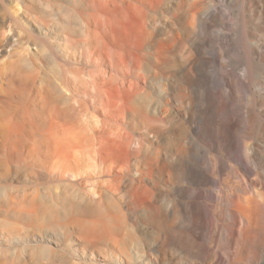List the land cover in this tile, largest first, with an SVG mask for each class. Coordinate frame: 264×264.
I'll return each mask as SVG.
<instances>
[{
    "label": "bare ground",
    "instance_id": "bare-ground-1",
    "mask_svg": "<svg viewBox=\"0 0 264 264\" xmlns=\"http://www.w3.org/2000/svg\"><path fill=\"white\" fill-rule=\"evenodd\" d=\"M21 1L46 61L74 67L35 93L39 58L0 42V169L32 185L6 189L15 264L75 263L54 247L75 264H264V0Z\"/></svg>",
    "mask_w": 264,
    "mask_h": 264
},
{
    "label": "rangeland",
    "instance_id": "rangeland-1",
    "mask_svg": "<svg viewBox=\"0 0 264 264\" xmlns=\"http://www.w3.org/2000/svg\"><path fill=\"white\" fill-rule=\"evenodd\" d=\"M9 2V3H8ZM15 2L17 3V5L15 4ZM15 2H13V4H15V5H13L12 4V6H11V3H10V1L9 0H0V29H1V31H3L4 32V36H0V42H2V40L4 41V39L6 40V39H8V38H10L12 35L13 36H15L14 38H16L15 40H16V45H15V43H14V47H13V49L14 50H16L19 54H20V56L22 57L24 54H27V56H29L30 55V53H31V56H33L32 54L34 53V55L37 57V58H41V60H39V59H37V61H38V67H36V72L37 71H39L38 73H36L35 71H34V74L35 75H38V74H40L39 76H36L37 78L39 77V79H37L36 78V80H35V85H34V88H33V90H34V92L36 93V92H39V90L42 88V86H41V84H43V88L44 87H46L47 85H49L50 83V86H53L52 85V83L54 84V86H61V83L65 80L64 79V77H66L68 74L67 73H69V71H70V73H69V75L66 77V78H71L72 76V72H71V70L73 69V67L74 66H71V65H69V64H65V62H64V60L62 61V63L61 64H63V65H61V68L63 69V80L60 78L61 76V74H62V71H61V69H56V66H53V64H51L52 62L51 61H49V62H47L48 61V58H49V56H51L50 55V52L48 51V55H46V49L44 48V42H45V40H41L40 41V38H39V36H38V32L36 31V29H35V27L34 26H36V24H34L33 22H31V23H29L28 24V22L27 23H25L26 21H24V18L22 17V14H23V9H24V7L26 6V5H29V3L28 2H26V1H18V0H16ZM23 2V3H22ZM22 3V4H21ZM24 3H25V5H24ZM52 4V5H51ZM20 7H19V6ZM24 5V6H23ZM50 7L51 6H55V2H52V3H50V5H49ZM22 7H23V9H22ZM9 8L11 9V11L15 14V16H16V19L14 20V19H11V18H9V15H8V13H9ZM21 11V12H20ZM23 18V19H22ZM12 21V22H11ZM34 26H33V25ZM10 25H11V27H12V29H11V27H10ZM5 27V28H4ZM17 27V28H16ZM13 29H14V31H13ZM12 30V34L10 33V31ZM25 30V31H24ZM8 31V32H7ZM16 32V33H15ZM30 32V33H29ZM10 33V34H9ZM24 33V34H23ZM29 33V34H28ZM22 35V36H21ZM27 37H26V36ZM35 36V37H34ZM5 37V38H4ZM18 37V38H17ZM4 38V39H3ZM35 38V39H34ZM20 41H19V40ZM18 40V41H17ZM30 40V41H29ZM37 40V41H36ZM50 40H51V38L48 40L49 42H47V43H49L50 45H52V46H55V44H54V42H50ZM23 42V44H22V42ZM17 42H18V44H17ZM41 42V43H40ZM43 42V43H42ZM27 43V44H26ZM52 43V44H51ZM20 44V45H19ZM37 44L39 45V46H37ZM54 44V45H53ZM19 46V47H18ZM39 47L40 49H38V48H35V47ZM20 48H21V51H20ZM26 48H27V50H26ZM23 49V50H22ZM36 49L39 51V53H38V51H36ZM42 49H43V51H42ZM53 51H56V52H60L61 54H63L62 53V51L61 50H59L58 49V51H57V49H55L54 47H53ZM25 50V52H23ZM26 51L28 52V53H26ZM37 53H38V55H37ZM40 56V57H39ZM48 56V57H47ZM60 56V55H59ZM62 56V55H61ZM61 56H60V58H61ZM43 58V59H42ZM36 59V58H35ZM44 60V61H43ZM47 60V61H46ZM3 61L4 60H2L1 61V63H0V66H2V64H3ZM36 61V62H37ZM45 63H48V64H45ZM44 64H45V66H44ZM52 65V66H51ZM4 66V65H3ZM2 66V68L4 69V67ZM40 66H41V70H40ZM48 66V67H47ZM68 66V67H67ZM70 67H72V69L70 68ZM79 67V69H80V71H81V74H85V73H83V70H84V67H82V66H78ZM77 66L75 67V68H78ZM1 68V67H0ZM42 68H44V70L42 69ZM51 68V69H50ZM66 68V69H65ZM69 68V69H68ZM3 69H0V72L1 71H4ZM64 69L65 70H69L68 72L67 71H65L64 72ZM71 69V70H70ZM43 70V71H42ZM42 71V72H41ZM50 71V72H49ZM73 71V70H72ZM55 72H56V74H55ZM58 72V73H57ZM59 72H61V74L59 75ZM67 72V73H66ZM51 75H50V74ZM53 74V75H52ZM64 74L66 75V76H64ZM71 74V75H70ZM52 77V78H49V77ZM71 76V77H70ZM43 77V78H42ZM55 77V78H54ZM56 77H58V78H56ZM54 79V80H53ZM58 79V80H57ZM56 80V81H55ZM62 81V82H61ZM61 82V83H60ZM37 83V84H36ZM39 84V85H38ZM45 85V86H44ZM36 86H37V88H36ZM35 89L37 90V91H35ZM75 106L77 107V105L75 104ZM2 107V105H0V117H2V114H3V108H1ZM208 154L209 155H215V156H217V157H220L221 156V152L218 150V149H210V151H208ZM13 170H17V173L15 174V173H13ZM12 171H10V172H12V173H10V174H8L7 172H5L3 169H0V210H2V211H0V233H3L4 234V232L6 231L8 234L7 235H9L11 238H14L15 237V232H14V230H20V228L22 229V227L21 226H23V223H21L22 221H17V220H15L10 214H6V212L4 211V210H6V206H5V201L4 200H6V189H7V191H8V193H9V191H11V192H19V193H23L24 191H27L28 189H30L31 187H32V185H30L29 183H27L26 182V179H25V174L27 173L25 170H23V169H13ZM15 172V171H14ZM231 172V170H230V168H226L225 169V175L226 176H224V179L226 180H224V184L226 185V186H229L230 185V183L229 184H227L228 183V181H229V177L232 175L233 177H234V174ZM7 174H8V176L9 177H7ZM7 177V178H6ZM228 179H227V178ZM44 183L46 184V185H44ZM52 184L50 183V182H48V181H46V180H41V181H39V183L36 185V187H38V188H40L41 186H42V188H47V187H49V186H51ZM43 186H45V187H43ZM35 187V186H34ZM3 188V189H2ZM23 188V189H22ZM16 191H15V190ZM21 189V190H20ZM5 192H4V191ZM3 192V193H2ZM1 197H2V199H1ZM1 202H3L2 204H1ZM218 204V203H217ZM215 204L216 206V209H218V210H220V208H221V205L220 204ZM5 207V208H4ZM5 212V213H4ZM4 213V214H3ZM3 214V215H2ZM5 215V216H4ZM8 215V216H7ZM7 218V219H6ZM216 217L215 216H212L211 218H210V220L212 221V224H214L215 222H219L218 221V219H217V221H216ZM5 220V221H4ZM2 224V225H1ZM10 224V225H9ZM14 225V224H16V225H14V226H11V225ZM4 225V226H3ZM7 225V226H6ZM8 225H9V227H8ZM21 225V226H20ZM1 226H3V227H5V228H3V227H1ZM15 226H17L16 228H15ZM8 227V228H7ZM7 228V229H6ZM10 228V229H9ZM12 228H14V229H12ZM5 231H4V230ZM1 230H3V231H1ZM8 230V231H7ZM24 230V229H23ZM206 231V230H205ZM205 231H203L204 232V234H203V232L202 231H197V233L198 234H200V242H203V245L206 243L207 245L209 244V245H214V247H220V248H222V247H224L225 246V242H224V239L223 238H219V237H215L214 236V233L212 232L211 233V231H209V230H207L208 231V233H205ZM206 231V232H207ZM5 232V233H6ZM201 232V233H200ZM23 233V232H22ZM12 234H14V235H11ZM46 234L47 233H42L40 236H42V237H45L46 236ZM5 235V234H4ZM203 235V236H202ZM1 236V235H0ZM209 236V237H208ZM214 236V237H213ZM202 238V239H201ZM210 238V239H209ZM217 238H219V240L217 239ZM204 239H206V240H204ZM208 239V240H207ZM203 240V241H202ZM207 241V242H206ZM209 241V242H208ZM212 242V243H211ZM217 242V243H216ZM221 242V243H220ZM20 245V246H19ZM18 247V248H17ZM8 248V249H7ZM15 248V249H14ZM16 248H17V250H16ZM20 248V249H19ZM22 248H23V246L20 244V243H16V244H12V243H8V242H4V241H2L1 239H0V249H1V251H0V264H11V263H13V260H14V258H15V260H14V263L13 264H15L16 263V260H18V257L20 256V257H22L23 255L22 254H20V252H17V251H20V250H22ZM65 248H59L58 249V247H54V251L56 252V251H58V253H60V254H63V255H69L68 257H69V259H71L70 260V262L71 263H78V262H80V259H79V257L78 256H76V254L74 255V254H70V253H68V251L66 252V249L64 250ZM14 250H16V251H14ZM61 250V251H60ZM13 252H15V254L13 253ZM57 253V252H56ZM14 257V258H13ZM19 257V258H20ZM28 259L30 258L31 260H32V263L33 262H41V261H43L42 263H51V264H62L61 262L62 261H60V260H62V258H60V257H56V258H46V259H41V260H39L38 259V257H32L31 258V256H26ZM26 259V258H25ZM50 259V260H49ZM30 260V261H31ZM48 260V261H47ZM52 260V261H51ZM53 262V263H52ZM74 263V264H75Z\"/></svg>",
    "mask_w": 264,
    "mask_h": 264
}]
</instances>
